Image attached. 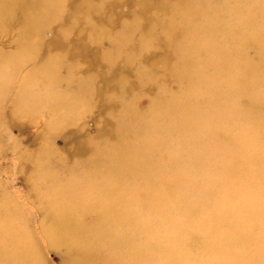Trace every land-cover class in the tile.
I'll list each match as a JSON object with an SVG mask.
<instances>
[{"label": "bare ground", "instance_id": "1", "mask_svg": "<svg viewBox=\"0 0 264 264\" xmlns=\"http://www.w3.org/2000/svg\"><path fill=\"white\" fill-rule=\"evenodd\" d=\"M263 111L264 0H0V264H264Z\"/></svg>", "mask_w": 264, "mask_h": 264}, {"label": "rangeland", "instance_id": "2", "mask_svg": "<svg viewBox=\"0 0 264 264\" xmlns=\"http://www.w3.org/2000/svg\"><path fill=\"white\" fill-rule=\"evenodd\" d=\"M54 35L53 30L48 29L44 32V40L45 41H50L52 39ZM107 40V38L105 39ZM100 44L101 41L99 40ZM245 51H247V55L250 56V51H248L247 49H244ZM86 57L83 56V58L80 59L79 63H77L76 61L71 62V64L73 63L74 66V70H71V74L74 78H80L83 77L84 75L87 74L88 72V67H87V63H86ZM155 72V71H153ZM37 72H33V75H36ZM176 84L173 83L171 85V87L175 90L176 89ZM133 93L137 94L138 90L136 88H132ZM41 91H45V86L43 85V88L41 89ZM64 92V90H63ZM118 94H115L114 97H116ZM142 100V101H141ZM144 100V101H143ZM148 100V101H147ZM139 101V103H138ZM137 106L139 107V109H145L148 106L149 103V98L146 94H139L138 98H137ZM147 102V103H146ZM143 106V107H142ZM142 107V108H141ZM49 115L46 112H43V118L45 116ZM260 116L264 117V111L260 113ZM101 123L98 122L97 125ZM37 125V123L35 124ZM61 139H59L58 137H56V139L53 140L52 142V154H53V158H61L63 156V153L65 151L66 147H62V143H61ZM28 150V148H25L23 146L19 147V151H25ZM16 152L15 153H8L6 155H2L0 158L1 160H10L16 157ZM68 158V157H66ZM71 162H73V160H70ZM85 218L87 220L91 219V216L89 215V213L86 214ZM39 255L43 261V264H105L104 262L100 261L99 259H97L96 257H93L92 259H85L83 257H78L76 256L74 253H72L71 251H68L67 248H65L63 245H42L39 249Z\"/></svg>", "mask_w": 264, "mask_h": 264}]
</instances>
